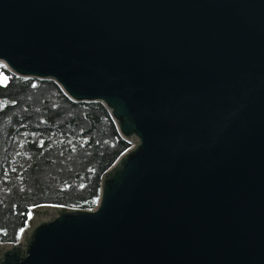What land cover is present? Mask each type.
<instances>
[{"label":"water","instance_id":"obj_1","mask_svg":"<svg viewBox=\"0 0 264 264\" xmlns=\"http://www.w3.org/2000/svg\"><path fill=\"white\" fill-rule=\"evenodd\" d=\"M0 64L131 145L95 211L36 208L0 264H264V0H0Z\"/></svg>","mask_w":264,"mask_h":264},{"label":"trees","instance_id":"obj_2","mask_svg":"<svg viewBox=\"0 0 264 264\" xmlns=\"http://www.w3.org/2000/svg\"><path fill=\"white\" fill-rule=\"evenodd\" d=\"M130 147L102 103L0 64V243H18L36 208L95 211L103 176Z\"/></svg>","mask_w":264,"mask_h":264},{"label":"snow or ice","instance_id":"obj_3","mask_svg":"<svg viewBox=\"0 0 264 264\" xmlns=\"http://www.w3.org/2000/svg\"><path fill=\"white\" fill-rule=\"evenodd\" d=\"M3 79L6 81V80H7V77H4ZM33 87H36V85H35V84H33Z\"/></svg>","mask_w":264,"mask_h":264},{"label":"rangeland","instance_id":"obj_4","mask_svg":"<svg viewBox=\"0 0 264 264\" xmlns=\"http://www.w3.org/2000/svg\"><path fill=\"white\" fill-rule=\"evenodd\" d=\"M1 245V244H0Z\"/></svg>","mask_w":264,"mask_h":264}]
</instances>
